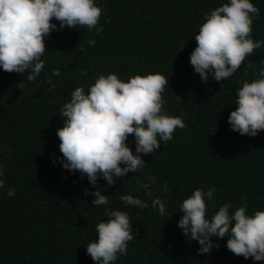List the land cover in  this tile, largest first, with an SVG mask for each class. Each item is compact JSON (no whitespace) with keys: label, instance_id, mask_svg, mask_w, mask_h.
Here are the masks:
<instances>
[{"label":"trees","instance_id":"16d2710c","mask_svg":"<svg viewBox=\"0 0 264 264\" xmlns=\"http://www.w3.org/2000/svg\"><path fill=\"white\" fill-rule=\"evenodd\" d=\"M227 0H99L103 5L96 34L86 28L54 30L46 37V61L35 83L25 74L0 69V166L8 188L0 192V264H95L87 243L97 239L95 226L107 220L105 209L129 212L134 239L128 255L117 264H261L227 250V237L214 238L220 246L210 255H197L200 245L188 240L177 224L179 205L195 188L215 186L210 213L229 201L234 208L246 201L249 212L264 209V132L241 136L228 123L241 80L255 78L243 67L224 82L202 83L190 64L197 46L195 35L205 13ZM260 9L253 21V39L264 40V0H252ZM57 23L58 21H53ZM94 39L96 45L88 41ZM264 65V47L245 63ZM60 76H53L55 69ZM85 74L81 75V71ZM116 73L127 79L136 74L160 73L169 79L163 95L166 111L184 119L172 141L145 155L142 172L108 186L93 189L87 177L66 170L54 159L62 156L57 129L59 116L75 88L85 90L99 74ZM25 76V78H24ZM55 90L49 91L48 78ZM128 143L135 151L134 135ZM155 177L152 194L164 197L168 215L158 209L126 207L120 196L151 197L137 180ZM147 182V181H145ZM167 182L165 195L162 185ZM85 189L109 195L107 206L95 207Z\"/></svg>","mask_w":264,"mask_h":264},{"label":"clouds","instance_id":"9594fccd","mask_svg":"<svg viewBox=\"0 0 264 264\" xmlns=\"http://www.w3.org/2000/svg\"><path fill=\"white\" fill-rule=\"evenodd\" d=\"M103 5L99 0H0V69L9 73H23L32 83L37 81L45 67L46 37L54 30L86 28L99 34ZM260 9L252 0H227L221 6L205 13L204 22L195 35L197 46L190 54V64L201 82L209 79L224 82L242 67L255 76L251 81L241 80L228 123L241 136L256 137L264 132V65L257 67L246 60L256 49L264 47V40L253 39V21ZM59 22V27L57 23ZM95 46L96 41H88ZM60 69L53 76H60ZM85 70L81 71V75ZM24 76V78H25ZM49 91L55 90L48 78ZM169 79L160 73L136 74L125 81L116 73L99 74L95 82L72 91L71 98L59 110L63 127L57 129L62 156L53 160L66 170L87 177L93 189L100 180L108 186L127 174L142 172L144 156L156 153L161 142L167 144L177 129L186 127L180 116L165 109L163 98ZM134 135L135 151L128 143ZM147 181V182H145ZM139 188L151 197V204L140 196L126 193L120 200L126 207L158 209L161 218L168 215L164 197L152 194L155 177L137 180ZM165 195L167 182L161 186ZM8 197L16 195L8 188L5 169L0 166V192ZM215 186L195 188L179 205L182 213L177 226L186 239L197 242V255H210L220 245L214 238L227 237L226 248L237 257L264 264V209L249 212L246 201L234 208L231 201L221 204L210 213L214 204ZM93 196L95 207L107 206L109 195L97 189H85ZM107 220L95 226L97 239H91L86 252L95 264H117L128 255V243L135 237L129 212L105 209Z\"/></svg>","mask_w":264,"mask_h":264}]
</instances>
